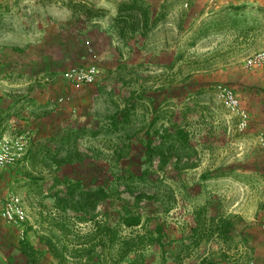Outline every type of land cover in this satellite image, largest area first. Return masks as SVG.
Wrapping results in <instances>:
<instances>
[{
    "label": "crops",
    "instance_id": "crops-1",
    "mask_svg": "<svg viewBox=\"0 0 264 264\" xmlns=\"http://www.w3.org/2000/svg\"><path fill=\"white\" fill-rule=\"evenodd\" d=\"M21 4L35 5L34 14L39 10L45 12V19L35 22L41 33L37 37L33 33H15L8 41L1 31L18 30L22 24L4 26L1 20L18 15L21 21ZM86 12L91 17H86ZM62 14L73 16L77 23L67 26L61 21ZM69 29L74 31L72 41L67 38ZM120 29L124 30L123 36L119 35ZM263 41L264 0H0V133L28 137L26 159L0 170V208L7 195L19 188L34 196L37 202L32 211L24 203L28 221L23 239L13 226L0 218V264H264V234L259 230L264 211L258 210V198H253L248 214L241 209L226 211L223 195L215 187L209 192L207 185L220 176L206 173L210 178L201 180L200 174L198 183H185L181 188L176 185V189L170 185L174 193L170 206L175 205V192L184 189L180 193L181 204L177 205L181 208L171 209L163 218L149 223L147 230L135 228L138 231L134 235L146 234L151 240L133 249L119 263H113L114 253L119 249L117 243L109 244L107 237L103 246L97 244V237L87 242L95 237L93 226L88 229L89 235H83V230L74 235L63 233L51 224V217L61 218L58 215L61 213L50 205L51 199L38 200V193H34L45 188L54 190V178H64L60 177L63 167L50 159L42 161L38 149L44 146L53 155L56 142L67 129H82L86 139L98 143L94 147L96 153L109 154L105 171L87 167L74 179L83 183L91 175L95 179L101 173H131L126 167L111 164V158L115 152L118 155L121 147L124 149L122 160L131 156L133 144L140 146L143 156L152 119L145 123L132 119L137 102L132 103L133 108L130 103L112 102V96L119 97L122 83L129 76L149 73L154 78L171 79L176 77L177 63L183 53L194 54L196 47L207 46L208 51L217 48V52L225 54V60L238 61L239 56L247 57L259 51ZM4 46L21 49L12 51ZM68 46L76 48L70 51ZM88 46L94 49L95 57L88 55ZM7 50H11L13 62L2 58ZM18 51L26 55L24 60L19 59ZM85 59L99 67L95 84L81 89L61 78L71 64ZM113 79L118 87L108 86ZM143 92V88L132 89V94L137 96L135 100ZM65 94L71 95L73 102L58 105L57 98ZM82 103L89 104L90 114L84 117L80 116ZM125 107H130L126 120L114 116ZM77 110L79 118L74 119L75 115L70 114ZM160 123L164 122L154 123V128ZM41 173L49 181L38 175ZM248 174L249 180L258 175L264 179L261 169L258 173L250 169ZM248 183L250 187L255 186V182ZM111 184L106 181L102 185L108 190ZM91 185L99 186L94 180ZM46 195V192L42 194ZM75 222L82 226L89 221ZM123 229V235L131 231ZM51 245L63 251V262L53 256ZM86 249H91V256L85 253Z\"/></svg>",
    "mask_w": 264,
    "mask_h": 264
},
{
    "label": "rangeland",
    "instance_id": "rangeland-1",
    "mask_svg": "<svg viewBox=\"0 0 264 264\" xmlns=\"http://www.w3.org/2000/svg\"><path fill=\"white\" fill-rule=\"evenodd\" d=\"M34 6L21 4V9L23 10L21 21L18 15H12L1 20L4 26L17 24L16 27H18V24H22L18 30L9 28L7 30L4 28L1 31L2 36L6 37L8 41L10 39L9 36L15 33L17 35L33 33L37 37L41 32H38L35 22L37 19L39 20L38 22L44 20L46 16L44 15L45 12L40 10L38 11L39 13H32L33 9L34 11L37 9ZM60 17L62 23L67 26L69 23H77V21H73V16L69 14H62ZM67 38L71 39V41L74 39V31L72 29L67 30ZM88 47L94 52L91 46ZM3 48L11 50L14 48L21 49L13 46H4ZM74 48L76 47H67L70 51H73ZM206 48L207 46L196 47L194 54L184 52V56L177 63L176 77L171 79L154 78L153 74L137 73L134 76H129L122 83L121 88H123V91L119 97L116 95L112 96L114 97L112 102L124 104L130 98L133 99L134 103L137 102L132 119L138 121V123H145L146 120H150L156 107L159 114L169 115L170 113H176V116L170 117L172 121L177 123L183 122V113L186 114L185 127L191 135L192 145L197 149L196 155H192L190 158V163H195L197 166L195 169H188V171L182 170L183 172L180 175L175 174V170L171 169L172 164L170 163L163 171H159L157 161L155 160L152 166L147 165L142 156L140 146L134 144L130 147L131 156L125 157L121 162L115 163L113 156L110 161L112 162L111 164L116 167L119 165L126 167V169L128 168L131 171L130 175H132V178H127L129 174L123 172L121 175L125 179H119L120 172L117 171L113 174L101 173L95 179H93L92 175L87 176L83 182L88 187L93 186L91 185L93 180L94 183L99 185L106 181H111L112 183L109 186V200L103 202L97 208L98 221L101 226L115 227V221L117 222L118 217L129 211L139 213L142 217L149 220L148 224H153L154 220L163 218L171 209L181 208L177 205L181 204L180 193L184 192V189L175 192V205L170 206L169 201L172 194H174L170 185H173L174 189H176L177 186L181 188L185 183L187 185L198 183L200 180L199 175L202 173L220 176V179L209 182L207 185L209 192L212 187H215V189L219 190L220 195H223L226 211L241 209L242 213L248 214L251 207H253L251 203H254L253 198L255 197L258 198V210L264 211V179L259 175L253 176L254 179H247L250 169L257 171V173L260 169L264 171V146H261L258 142L259 134L264 133V110L261 109V107H264V72L245 70L243 59L246 57L244 56H239L238 61H228L225 60V54L216 51L217 48H210L209 51ZM10 51L7 50L2 53V58L6 59L7 57L8 63L14 61L10 56ZM18 55L21 57L19 59L24 60L26 58V55L19 51ZM89 63L91 62L85 59L78 64H71L70 67H77V65L86 66ZM216 84H225L235 91L242 106L249 113V123L246 131H237V118L229 113L218 100L214 89ZM70 85L77 87V85L72 83ZM108 86L118 87V83L113 79L108 83ZM85 87L87 86H78L81 89ZM136 87L143 88L144 91L137 100H135L137 96L132 94V89ZM88 91L90 92L91 90ZM128 92H131V94L128 95ZM65 96L69 97V103L73 102L71 95L65 94ZM82 105L84 107H81L80 116L89 115L90 112L87 111L89 104L82 103ZM251 108H254L253 112L252 110L250 111ZM77 112L78 110L75 113H71L70 116L75 115L73 118L78 119L79 115ZM154 140L157 141L156 139ZM97 144L95 141L86 139L85 136L81 137L77 142V149L88 158H85L82 163H74L63 167L64 173H61L60 177L66 176L74 179L87 167H97L101 171H105L106 161L108 160L106 155L109 154L96 153L94 147ZM38 175L45 177V181H49L46 175L42 173ZM177 176H179L178 179L176 178ZM248 182H255V186H251V189ZM54 191H49L45 188V190L39 189L31 192L38 193V200L49 197L51 199L50 205L54 207V199L52 197ZM45 192L47 195L42 196ZM13 193L22 197L25 206L30 208L31 211L32 208L37 207L36 198L27 191L19 188L18 191H13ZM137 195H144V197L138 204H135ZM174 213L176 212L174 211ZM58 215L61 216V214ZM67 215L69 218L68 226L71 230L70 234L73 233L72 235L82 230L85 232L83 235H89L88 229L91 226L95 228L93 222H87L79 226L75 222V214L68 213ZM54 218L51 217V224L53 225L57 221ZM261 224L259 225V230ZM139 230L143 231L144 229L139 228ZM135 231L138 230L127 231L125 235H134L133 232ZM123 232V227L118 229L120 238L125 236ZM85 237L88 238L87 236Z\"/></svg>",
    "mask_w": 264,
    "mask_h": 264
},
{
    "label": "trees",
    "instance_id": "trees-1",
    "mask_svg": "<svg viewBox=\"0 0 264 264\" xmlns=\"http://www.w3.org/2000/svg\"><path fill=\"white\" fill-rule=\"evenodd\" d=\"M85 16L91 17L89 12H86ZM118 16L121 17L120 13ZM118 32L120 36H123V29H120ZM130 102V107L133 108V99L130 98L127 101V103ZM130 107L123 108L122 110L116 112L114 116L126 120L130 115ZM157 109L158 108L156 107L153 110L154 113L151 118L152 122L150 123L149 130L147 131V140L144 142L143 157L145 159V163L152 166L156 160L159 171H163L169 163L172 164V168L175 171L195 168L197 165L195 163H190V158L192 155H196L197 149L192 145L191 135L185 127L186 114L183 113V122L177 123L171 119L172 116H176V113H170L169 115L159 114ZM158 121L166 123H160L158 128H154V123H157ZM84 135L85 133L82 129L65 130L64 134L55 144L56 146L53 155H51L50 151L44 146H41L38 149L40 154H42L41 160L50 159L58 167H65L74 163L79 164L84 162L85 158L88 157L84 156L77 149V142L81 137H84ZM153 136L157 141L154 140ZM123 151L124 149L121 147L118 149V155L115 152V163L122 160L121 154ZM26 157L27 155L25 153L22 158L26 159ZM144 173H146V171H144ZM119 176V179H125L123 175L120 174ZM127 178H132V175H127ZM209 178V175H206V173L200 175L201 180H208ZM56 186H61V188H57ZM54 190L55 191L52 194L54 199V208L61 213V218L54 223V226H56L63 233L70 234L71 230L68 226V213L75 214L76 216L74 218L78 222H93L96 231L95 237L88 239L87 242L95 240L97 237V244L103 246L104 237H107L109 244L116 245L117 243L119 245V249L114 253V258L116 260L113 263H119L129 252L134 251L133 249L139 248L145 245V242L151 240L149 239L150 237L146 236V234L142 236L135 234L134 237H130L129 239L119 237L118 229L121 227L128 228L130 230H135V228L139 227L147 230L149 220L147 218L143 219L139 213L129 211L128 213L120 215L114 225L115 227H109L106 225L101 226L98 221L99 216L97 208L100 204L109 199V187L108 190H106L105 185L88 187L85 186L79 179H71L65 176L61 180L56 177L54 178ZM143 197L144 195H137L135 197V204H138ZM51 251L53 252V256L59 259L60 262L64 261V257L62 255L63 251H58L52 245ZM91 252V249H86L85 251V253L90 256L92 254Z\"/></svg>",
    "mask_w": 264,
    "mask_h": 264
},
{
    "label": "built area",
    "instance_id": "built-area-1",
    "mask_svg": "<svg viewBox=\"0 0 264 264\" xmlns=\"http://www.w3.org/2000/svg\"><path fill=\"white\" fill-rule=\"evenodd\" d=\"M87 52L91 57H95L90 47H88ZM243 66L247 71L264 72V41L259 51L252 53L244 59ZM99 73L100 70L98 65L92 62L86 66L69 68L62 72L61 78L74 85L85 86L95 84L98 80ZM48 80L49 79H46V81ZM214 89L218 100L229 113L236 116L237 131H246L249 123V113L242 106L235 91L225 84H216ZM68 101L69 97L64 95L58 97L56 103L58 105H63L68 103ZM258 142L261 146H264V133L259 134ZM27 145L28 137L25 134L11 136L0 133V170L14 167L24 156ZM0 218L6 224L13 226L17 230L20 239L24 238L28 215L21 197L14 193L8 194L0 208ZM260 230L264 233V223L261 224Z\"/></svg>",
    "mask_w": 264,
    "mask_h": 264
}]
</instances>
